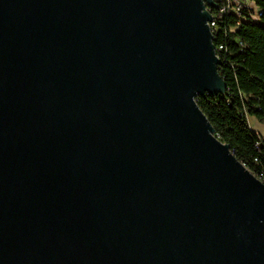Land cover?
<instances>
[{
  "label": "water",
  "instance_id": "water-1",
  "mask_svg": "<svg viewBox=\"0 0 264 264\" xmlns=\"http://www.w3.org/2000/svg\"><path fill=\"white\" fill-rule=\"evenodd\" d=\"M207 6L0 0V264H264Z\"/></svg>",
  "mask_w": 264,
  "mask_h": 264
},
{
  "label": "trees",
  "instance_id": "trees-1",
  "mask_svg": "<svg viewBox=\"0 0 264 264\" xmlns=\"http://www.w3.org/2000/svg\"><path fill=\"white\" fill-rule=\"evenodd\" d=\"M263 12L256 24L229 13L216 21L214 36L220 52L219 74L226 92L199 96L197 103L235 157L264 181V138L249 125L248 117L264 122V0H254ZM213 14L220 2H214Z\"/></svg>",
  "mask_w": 264,
  "mask_h": 264
},
{
  "label": "built area",
  "instance_id": "built-area-1",
  "mask_svg": "<svg viewBox=\"0 0 264 264\" xmlns=\"http://www.w3.org/2000/svg\"><path fill=\"white\" fill-rule=\"evenodd\" d=\"M213 1L216 3L220 2V7L218 9V12L215 15L213 14V10H212L213 7L207 6V11L211 14V16L213 18V22L209 23L211 33L213 36V44H214V39H215L214 34L217 31V26H216L217 20L225 17L229 13H234L236 15L243 16L244 20L252 21L253 23L257 24L260 21V17L263 13L259 9V7H257L254 0H213ZM214 46H215V44H214ZM223 50H224L223 46H219V47L215 46V53H216V56L219 60H220V52ZM219 95H221V94H219ZM243 165L245 166V164H243ZM253 175L259 181L264 183L263 179L260 176H256L255 174H253Z\"/></svg>",
  "mask_w": 264,
  "mask_h": 264
},
{
  "label": "rangeland",
  "instance_id": "rangeland-1",
  "mask_svg": "<svg viewBox=\"0 0 264 264\" xmlns=\"http://www.w3.org/2000/svg\"><path fill=\"white\" fill-rule=\"evenodd\" d=\"M250 127L259 132L264 138V122L257 120L255 117H248Z\"/></svg>",
  "mask_w": 264,
  "mask_h": 264
}]
</instances>
